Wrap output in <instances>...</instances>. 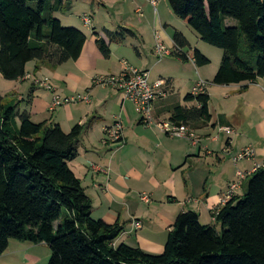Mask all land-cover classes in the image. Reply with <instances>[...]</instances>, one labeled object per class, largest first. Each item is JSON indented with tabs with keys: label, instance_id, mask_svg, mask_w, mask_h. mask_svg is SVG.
Listing matches in <instances>:
<instances>
[{
	"label": "trees",
	"instance_id": "1",
	"mask_svg": "<svg viewBox=\"0 0 264 264\" xmlns=\"http://www.w3.org/2000/svg\"><path fill=\"white\" fill-rule=\"evenodd\" d=\"M74 1L0 0L3 79L24 78L31 62H36L37 71L44 63L56 67L80 59L86 35L56 17L69 11ZM167 1L201 41L222 50L213 85L264 79V0ZM229 20L237 25H229ZM105 36L110 43L123 44L135 34L120 27ZM173 43L182 50L189 47L178 31ZM96 45L104 58L110 57L104 38L97 35ZM192 55L196 67L210 64L199 51ZM181 58L188 62L186 55ZM209 101L208 92L188 94L184 102L192 106L171 105L165 113L177 125L206 128L211 122ZM20 104L0 94V256L11 241H17L46 244L47 264H264V170L249 177L242 197L213 212L212 225L201 224L195 212L180 213L164 252L150 255L125 243L115 244L124 224L93 217L92 200L69 165L78 156L85 127L76 125L65 133L58 124L35 123Z\"/></svg>",
	"mask_w": 264,
	"mask_h": 264
},
{
	"label": "crops",
	"instance_id": "2",
	"mask_svg": "<svg viewBox=\"0 0 264 264\" xmlns=\"http://www.w3.org/2000/svg\"><path fill=\"white\" fill-rule=\"evenodd\" d=\"M81 1H74L69 11L58 13L62 15L60 18L56 14L63 25L66 22L69 24L66 25L67 27L74 26L86 35L87 40L80 59L56 67L44 63L40 65V69L37 71L35 70L36 62H31L26 66L25 77L12 82L14 87L10 92L4 93V95L0 94L3 97L13 95L15 97L13 100L21 102L20 110L28 111L35 123L47 121L58 124L65 133H69L76 125L85 127L78 144V156L69 165L75 163V167L71 170L80 179L86 194L92 200L93 217L102 219L108 224H124V232L115 242L116 245L125 243L134 247L129 242H135L134 248H140L145 253L151 254L146 251L145 245L158 250L163 249L171 226L182 212H195L199 215L201 224H213V221L202 222L203 212L207 210L212 215L216 209L221 207L222 197L228 186L237 179L238 163L236 164L237 170L233 172L232 167L225 161L226 153L231 149V143L237 144L236 141H238L239 151L252 149L255 152L254 159L243 161L245 167L240 171L248 172L255 163L264 161V79H259L255 84L242 83L225 86L224 89L227 90H224L222 95L226 105H223V112L216 115V118L210 108L212 95L211 90H208L211 122L208 127L196 131L197 134H202L204 138H212L213 132L218 131V127L230 128V133L218 131L223 133L222 140H225L220 153L212 151L210 143L204 147L202 143L197 146H190L185 140L175 142L173 137L164 135L156 126L142 124L134 109L135 107L132 106L133 104L125 101L122 94L113 88H110L107 98H101L100 91L97 92V96L92 98V94L96 93V89H98L97 86H92L93 88L88 91L90 102L87 105H67L50 111L52 94L47 93L45 89L38 87L35 83L41 77L50 79L54 91L71 94L79 90V86L81 87L85 81V73L96 74L104 62L112 61L116 57V53L119 51L118 47L128 46L130 39L134 41L132 47L135 50L133 51L138 57L137 60L133 59L132 61L139 65L137 62L143 57L140 44V40L144 41L143 37L138 34L139 31H132L128 26L122 25L121 21L116 23V26L119 24L117 30L120 27L125 28L132 31L135 37L127 38L123 44L110 43L105 36V32L109 30L103 28L102 33H97L95 28L99 27L95 26L94 17L89 12L83 13L82 16L90 15L93 18L92 27L89 29L94 30V33L89 36L83 30L84 24L80 15L76 13V5H80ZM84 1L87 2L88 0ZM90 1L92 2V0ZM99 3H102L104 7H107L108 4L104 0H99ZM140 11L139 8L137 12ZM79 20L81 22L79 25L74 23L79 22ZM161 25L163 26L162 37L167 44H172L174 31L182 33L189 41L186 37L185 28L174 29L171 34L166 30V25L158 21L154 29H159ZM97 35L104 38L109 45L111 54L107 59L102 56L96 45ZM121 60L120 67L116 65L118 74L124 70L122 63L127 62L124 59ZM185 63L188 64L189 61ZM134 68L148 71L152 83L158 80L166 81L165 92L167 96L155 102L153 111L155 119L170 117L165 112L171 105H193L186 104L184 102L185 97L182 103L173 101L176 93L172 78L159 77L154 80L150 68L148 69L146 65L141 69ZM198 69L196 73L199 76ZM97 75L99 74L94 75V77ZM213 78L214 76L209 81H212ZM198 79L207 80L204 77H198ZM198 79L193 81L189 93H191ZM89 88L87 87L85 91ZM102 90L108 91L107 89ZM109 98L119 101L120 105V115L115 116L112 120L101 114L108 103L106 100ZM117 117L121 118L124 127L127 126L134 132L133 137L125 134L124 144L119 149L114 146H105L102 143L105 128L110 126ZM213 140L218 141L219 138L214 137ZM92 164H98L109 169V171L106 174L94 173L90 169ZM229 166L230 169H228ZM248 180L249 177L242 182L240 188L235 192L234 198L242 197L246 193ZM144 193L149 195L151 201L147 203L149 205L147 210H143V215L139 216L137 199L139 195ZM134 195L136 197H133ZM153 203L156 206H152ZM164 205L169 207L165 212L157 210L158 206ZM200 205L204 208H200ZM95 212H97V216H95ZM133 220L141 222V230H133ZM126 233L128 236L125 238ZM157 234L164 235V243L155 238ZM133 238L137 241H133ZM47 248L46 244L33 245L11 241L8 251L0 256V264H38L40 255L47 256L49 253L50 257V250Z\"/></svg>",
	"mask_w": 264,
	"mask_h": 264
},
{
	"label": "rangeland",
	"instance_id": "3",
	"mask_svg": "<svg viewBox=\"0 0 264 264\" xmlns=\"http://www.w3.org/2000/svg\"><path fill=\"white\" fill-rule=\"evenodd\" d=\"M104 1H106L108 3L107 7H104L102 3H99V0H92V2H93L92 5H91L92 2L90 0H88L87 2L82 0L80 5H76V10H77L76 13H77V15H80L82 23L84 24V22H83L84 16H82V14L89 12V13H91L90 15L94 17L95 26L99 27V28H95V29H97V31H96L97 33H102L103 28H105L106 30H109V31H117V27L119 24L116 26V23L118 21H121L122 25L128 26L130 29H132V31H136V30L139 31L138 34L141 35L143 37V40H144V41H142L139 39L141 47H142L143 57L141 60H139L137 62L139 65H137L135 62L132 61L133 59L137 60L138 57H137V55H135V53L133 51L135 49H133V47H132L134 45V41L131 40L129 37L130 41L127 44L128 46L122 47L123 46L122 45V46L118 47L119 51L116 53V57H114V59H112V61H106V63L104 62V65L102 66V68H100V70L97 71L96 74H99L97 76H100V75H102V76L118 75V72H116L117 71L116 65L118 67H120L121 62H122L121 59H124L125 61H127V63H129L131 66L137 67L140 69L143 68L144 65H146L148 67V69L150 68V70L152 72L151 73L152 79L155 80V79H158L159 77H165V78H172L173 79L174 92L176 93L174 100H173L175 103H177L179 101L182 103L183 98L186 97V95L191 94L189 92H190L192 83H194L193 81L198 79V77L199 78L204 77L207 79L206 82L208 83V90H211L212 104H211L210 108H211L213 114L215 115V118L217 117L216 115H219V113L221 114L223 112V105L225 106L226 102H225L222 94H223L224 90H227V89H224L225 86L213 85L212 84L213 80L209 81V79H211V77L215 76V74L217 73V71L219 69L220 62L222 59V54H223L222 50H220L216 47H213L211 45H208L207 43L201 41L193 29H191L181 19L177 18L173 14L167 0H155V2H156L155 6H153V4H151L149 2V0H104ZM91 6H93V8H91ZM139 8L141 9V11L137 12V10ZM156 11H157V13H156ZM90 15H89V19L91 20V26H90V28H91L93 18H91ZM61 16L62 15L57 14L58 18H60ZM85 16H88V15H85ZM158 21H160L163 25H166V27H165L166 30L168 32H170L171 34L173 33L174 29L185 28V30L187 31L186 37L188 38V40H189L188 42L190 44H189V47H187L185 49L183 48L184 54L187 56L188 54H192L193 51L197 50L200 53H202L210 61L209 65L201 67L198 69L201 76L197 75L196 70L198 67H195L193 62H189L188 64H186V63L178 60L176 57H167L162 62H158V60L155 56V51H154V47H153L154 46V32L159 31L161 34V39L164 42V44L167 47L171 46V44H167L164 41V38L162 37L163 26L161 25V27L159 29H154V26L156 25V23ZM229 22H230L229 25H231V26L237 25V23L233 20H229ZM74 23H77V25H79V23H81V22L79 20V22H74ZM64 25L66 26L69 24H67L65 22ZM71 27H74V26H71ZM87 27L84 26L83 30L89 36H91V34L94 33V30H90ZM140 27H142V28H140ZM45 31L48 32L49 30L45 29ZM242 41H245L244 36L242 37ZM143 44H144V46H142ZM71 64H73V63H71ZM28 69H30V67H28ZM96 74H86L85 73V75H84L85 81L81 84V87L79 86L78 91L73 92L71 94H67V93L62 92V91H59V92L54 91V87H53V85H52V83L48 77H41L40 79H38V81H45L46 79L48 80V83L51 85L52 89L51 90L45 89V90L47 93L52 94V100H51V103H52L55 96H59L62 101L66 100V99H71V98H75V99H77L79 97L83 98V97H86V95H88V94H89V98H90V93L88 91H90L91 88H93L92 82H93V79H95L97 77V76L94 77V75H96ZM202 75H204V76H202ZM199 80L200 79H198L197 81H199ZM13 87H14V83H12L11 81H7V80L3 79L2 76L0 75V93L1 94L4 95V93L10 92V90ZM87 87L88 88L90 87V88L85 91V89ZM97 87H98V89H96V93L92 94L93 96L91 95L92 98L94 96H97L98 91L101 92V96H102L101 98H107L110 88H108V87L104 88L101 86H97ZM102 89H107L108 91H104ZM104 92H105V94H104ZM191 92H192V90H191ZM112 94H115V93H112ZM4 97L15 99V97L13 95H11L9 97L7 95H5ZM106 101H108V103H107L106 107L102 110L101 114L105 118L107 117L109 120H112L115 116L120 115L119 114V111H120L119 101H116V100L110 99V98L107 99ZM79 104L87 105L88 103L77 101V102H73L69 105H79ZM64 106H67V105H64ZM132 106H134V105H132ZM131 109H132V107H131ZM158 119H162V118H157L156 121H159ZM151 126L155 127V124H152ZM194 130L196 131V129H194ZM218 131L216 130V132H213L212 138L211 137L204 138V137H202V134H197V135L200 137V139H202V140H200V143H202V145L204 147L207 143H210L211 144V150L215 151L217 153L218 152L220 153V151L222 149V145L225 143V140H222V138H223L222 134L223 133H220ZM124 133L125 134L127 133L128 136L133 137L134 132H133V130H130V128L125 126L124 127ZM196 133H198V132L196 131ZM163 134L165 135V133H163ZM214 137H218L219 140L214 141L213 140ZM173 138H174L173 140L175 142H181V140H185L186 143H188L190 146H192V142L189 139H179V138H175V137H173ZM236 143L239 144L238 141H236ZM237 144H235V142L231 143V149H229L228 152L226 153V160H225L232 167L233 172H235L237 170L236 164L238 163V171H236V177H237V173L240 170L244 169L245 163H243V161L246 160V159H240L239 158V155L242 154V151L245 149L239 151ZM221 157H222V155H221ZM92 165L100 166L98 164H92ZM230 166L228 169H230ZM73 167H75V163H72V165L70 166V168H73ZM141 195H139V197L137 199L139 202L137 205V209H138V212L140 214L139 216H142L143 210H147V208L149 206L147 204L145 205V203H143L141 201V199H140ZM133 197H136V195H134ZM151 205L156 206V204H154V203ZM168 208L169 207H167V205L158 206L157 210L161 211V212H165ZM200 208L203 209L204 207L202 205H200ZM95 216H97V212H95ZM126 216H127V214L125 215V217ZM202 216H203L202 222H204V223L213 221L211 214L207 210L203 212ZM218 229H219V227H218ZM127 236H128V234L126 233L125 238ZM155 238L157 240L161 241L162 243H164V241H165V240H163L164 235H161V234L155 235ZM134 239L135 238H133L132 240L137 241ZM129 243L135 247V242H132V243L129 242ZM143 245H145V244L143 243ZM145 249H146V251L151 253L150 255H161L164 252V250H163L164 248L163 249L161 248L160 250H158L156 248L147 247L146 245H145ZM47 250H48V248H47ZM48 259H49V253L47 256H41L40 255L38 264H47ZM1 262H2V260H1Z\"/></svg>",
	"mask_w": 264,
	"mask_h": 264
},
{
	"label": "built area",
	"instance_id": "4",
	"mask_svg": "<svg viewBox=\"0 0 264 264\" xmlns=\"http://www.w3.org/2000/svg\"><path fill=\"white\" fill-rule=\"evenodd\" d=\"M149 2L153 4V6L156 5L155 0H149ZM83 22L85 27L88 26L87 28H90L91 20L89 19V16H84ZM154 51L158 61H163L167 57H176L178 60H180L182 59L181 55H185L184 50L176 47L173 42L170 47H167L162 41L159 31L154 32ZM186 57L189 62H193L194 64L192 54H188ZM122 64L124 66V70L120 74L113 76H97L95 79H93V85L104 88H113L117 92L121 93L125 101H128L134 105L142 124L146 126L155 124L156 128H158V130H160L162 133H165V135L179 139H189L193 146H197L201 139L197 135L196 131L191 127L179 124L177 125L176 123L172 122L170 117L158 119L159 121H156L157 119L153 117L155 102L159 99L166 98L167 96V93L165 92L166 81L158 80L152 83L150 81V75L148 71L138 70L134 67H131L127 62H123ZM36 83L38 86L41 88L43 87L46 90L52 89L47 79L45 81H37ZM206 92H208V83L200 79L194 85L191 94L193 96H198ZM77 101L89 103V94L83 98H71L64 101H62L59 96H55L52 103L50 104V111H55L64 105H69ZM218 130L225 133L231 132L230 128L222 126L218 127ZM124 138V126L121 118L117 117L110 126L105 128L102 143L105 146H114L119 149L120 146L124 144ZM239 158L247 160L254 159L255 152L252 149H245L242 151V154L239 155ZM90 169L94 173L106 174L109 171V169H105L97 165H91ZM260 170H264V161L255 163L252 169L248 172L239 171L237 173V179L228 186L226 193L223 195L221 204L225 205L227 202L232 200L235 196V192L242 185V182ZM140 199L145 204L150 203L151 201L149 195L147 194H142ZM132 227L133 230L139 231L142 229V224L137 220H133Z\"/></svg>",
	"mask_w": 264,
	"mask_h": 264
}]
</instances>
